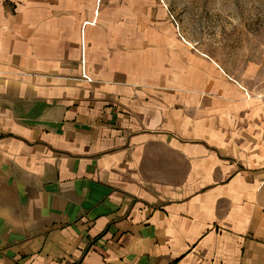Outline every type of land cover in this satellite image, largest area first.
<instances>
[{
	"label": "crops",
	"instance_id": "crops-1",
	"mask_svg": "<svg viewBox=\"0 0 264 264\" xmlns=\"http://www.w3.org/2000/svg\"><path fill=\"white\" fill-rule=\"evenodd\" d=\"M136 1L0 0V264H264V72Z\"/></svg>",
	"mask_w": 264,
	"mask_h": 264
},
{
	"label": "rangeland",
	"instance_id": "rangeland-1",
	"mask_svg": "<svg viewBox=\"0 0 264 264\" xmlns=\"http://www.w3.org/2000/svg\"><path fill=\"white\" fill-rule=\"evenodd\" d=\"M140 20L172 31L233 74L264 72V0H137Z\"/></svg>",
	"mask_w": 264,
	"mask_h": 264
},
{
	"label": "built area",
	"instance_id": "built-area-1",
	"mask_svg": "<svg viewBox=\"0 0 264 264\" xmlns=\"http://www.w3.org/2000/svg\"><path fill=\"white\" fill-rule=\"evenodd\" d=\"M83 77L86 78L88 81H91L90 77H88L85 73L83 74Z\"/></svg>",
	"mask_w": 264,
	"mask_h": 264
}]
</instances>
